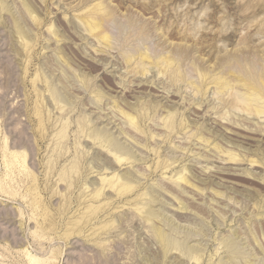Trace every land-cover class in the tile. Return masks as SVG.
<instances>
[{"label":"rangeland","instance_id":"rangeland-1","mask_svg":"<svg viewBox=\"0 0 264 264\" xmlns=\"http://www.w3.org/2000/svg\"><path fill=\"white\" fill-rule=\"evenodd\" d=\"M233 68L264 77V0H0V264H264Z\"/></svg>","mask_w":264,"mask_h":264},{"label":"bare ground","instance_id":"bare-ground-1","mask_svg":"<svg viewBox=\"0 0 264 264\" xmlns=\"http://www.w3.org/2000/svg\"><path fill=\"white\" fill-rule=\"evenodd\" d=\"M96 11V10H95ZM94 14V13H93ZM92 15V14H91ZM90 16V15H89ZM88 30L91 34H93L94 36H96L97 38L99 39H102V40H106V35L103 33L104 32V29H103V22L101 20H99L98 18L97 19H93L92 22L88 23ZM137 56L140 58L139 61L140 63H143L145 61H148L150 60L149 57L145 54H140L139 52L136 53ZM128 61V60H127ZM164 61L167 63V64H171L172 61H171V58H165ZM149 62V61H148ZM234 62L237 63L238 62V59H234ZM246 70V69H245ZM246 74V73H245ZM244 73H242L241 71H237L235 70L234 68L231 69L230 71V77L232 79V81L236 82V83H240L241 87L246 91L245 93H243V97H247V99H249L250 101H253L255 102L259 95H262V93L264 94V77L260 76V77H256L254 78V76L252 77H249V78H246ZM247 75V74H246ZM245 76V77H244ZM259 76V75H258ZM244 77V78H243ZM213 83H215V85L219 88V89H226L228 87V83L222 81L221 79H213L212 80ZM243 82V83H242ZM253 94H255V96L253 97ZM250 109H253V110H257L256 108H253L252 106H250ZM10 157V155H9ZM128 157V156H127ZM122 160V159H121ZM9 161V160H8ZM12 162V161H11ZM120 162V160H118V163ZM10 163V162H9ZM11 166V165H10ZM11 171V170H10ZM31 177V176H30ZM104 178V177H103ZM183 178V177H182ZM103 181L105 179H102ZM108 181V180H107ZM33 183V182H31ZM118 183V181H117ZM107 185V184H106ZM110 186H114L112 184V182L109 184ZM108 185V186H109ZM33 186V185H32ZM118 186V185H116ZM121 186L120 187V190L121 193H128V189L129 187L127 185H119ZM1 189V188H0ZM2 190V189H1ZM117 190V189H116ZM9 192V191H8ZM120 193V194H121ZM7 194V193H6ZM95 194V193H94ZM32 196V195H31ZM96 196V195H95ZM99 196V195H98ZM94 197V196H93ZM98 198V197H97ZM96 198V199H97ZM31 199V198H30ZM33 201V200H32ZM31 201V202H32ZM34 203V202H33ZM35 204H36V201H35ZM38 204V203H37ZM95 208V207H94ZM95 210V209H94ZM91 211V210H90ZM95 212V211H94ZM93 212V213H94ZM91 214V213H90ZM89 214V215H90ZM93 215V214H92ZM91 216V215H90ZM91 218V217H90ZM89 222V221H88ZM49 225V224H48ZM42 226V225H41ZM53 227V226H52ZM41 228V227H40ZM34 260V259H33ZM31 261V260H29ZM35 262V261H34ZM37 263V262H36ZM42 263V262H41ZM40 264V263H39ZM45 264V263H44ZM47 264V263H46Z\"/></svg>","mask_w":264,"mask_h":264}]
</instances>
